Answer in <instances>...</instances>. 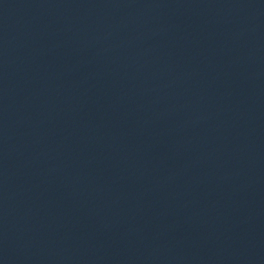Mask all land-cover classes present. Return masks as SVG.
<instances>
[{"label":"water","instance_id":"water-1","mask_svg":"<svg viewBox=\"0 0 264 264\" xmlns=\"http://www.w3.org/2000/svg\"><path fill=\"white\" fill-rule=\"evenodd\" d=\"M264 61V0H0V203Z\"/></svg>","mask_w":264,"mask_h":264}]
</instances>
